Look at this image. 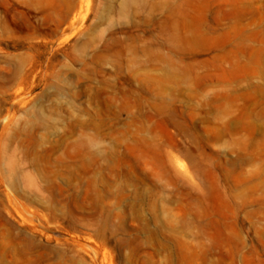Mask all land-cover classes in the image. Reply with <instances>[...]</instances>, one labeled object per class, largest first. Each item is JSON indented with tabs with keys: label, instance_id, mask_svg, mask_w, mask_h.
<instances>
[{
	"label": "rangeland",
	"instance_id": "374dc122",
	"mask_svg": "<svg viewBox=\"0 0 264 264\" xmlns=\"http://www.w3.org/2000/svg\"><path fill=\"white\" fill-rule=\"evenodd\" d=\"M0 264H264V0H0Z\"/></svg>",
	"mask_w": 264,
	"mask_h": 264
}]
</instances>
